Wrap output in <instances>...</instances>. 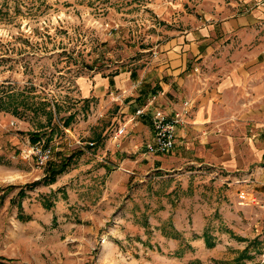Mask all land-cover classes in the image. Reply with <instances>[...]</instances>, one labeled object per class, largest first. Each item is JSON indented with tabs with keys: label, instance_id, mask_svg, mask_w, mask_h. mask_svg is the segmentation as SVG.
<instances>
[{
	"label": "rangeland",
	"instance_id": "1",
	"mask_svg": "<svg viewBox=\"0 0 264 264\" xmlns=\"http://www.w3.org/2000/svg\"><path fill=\"white\" fill-rule=\"evenodd\" d=\"M169 9L0 0V264H264L263 117L246 125L217 110L193 129L185 99L169 152H146L151 137L123 149V108L154 97L147 107L164 111L153 90L171 77L161 48L191 25ZM115 75L128 78L123 91L85 97L84 81ZM178 79L168 82L183 93ZM43 150L69 159L53 179Z\"/></svg>",
	"mask_w": 264,
	"mask_h": 264
},
{
	"label": "crops",
	"instance_id": "2",
	"mask_svg": "<svg viewBox=\"0 0 264 264\" xmlns=\"http://www.w3.org/2000/svg\"><path fill=\"white\" fill-rule=\"evenodd\" d=\"M164 2L174 18V12H179V20L190 21L191 25H179L174 30L177 37L161 48L169 57L165 66H169L166 70L171 77L164 74L161 80L159 74V80L153 84L157 87L153 89L157 94L154 105H162L170 114L181 107L182 100L190 99L193 107L189 123L193 129H201L203 123L214 120L217 110L234 123L243 119L244 124H252L253 117L259 118L257 121L261 123L260 117L264 118V0ZM233 43H236L235 47ZM232 49L233 58L229 59ZM193 67L199 72L196 73ZM177 74L183 93H178L171 84ZM193 77H198L200 83ZM128 81L121 75L96 80L94 87L91 82L84 81L85 97L91 92L99 96L111 85L123 91ZM99 86L102 89L98 88V92ZM151 108L146 107L142 114L123 108L125 114L119 116V122L126 126L127 133L133 132L125 138L123 149L126 151L134 150L142 138L152 136ZM202 141L195 145L200 146Z\"/></svg>",
	"mask_w": 264,
	"mask_h": 264
},
{
	"label": "built area",
	"instance_id": "3",
	"mask_svg": "<svg viewBox=\"0 0 264 264\" xmlns=\"http://www.w3.org/2000/svg\"><path fill=\"white\" fill-rule=\"evenodd\" d=\"M154 97L145 106L138 108L136 114H142L145 108L153 102ZM189 102L184 101L180 110H174L172 114H167L161 109H156L151 114L152 136L151 140L145 144L146 152L164 154L169 152L175 145L176 126L182 122L183 114L189 111ZM124 129L119 128L117 135H121ZM50 150H43L40 163L45 162Z\"/></svg>",
	"mask_w": 264,
	"mask_h": 264
},
{
	"label": "trees",
	"instance_id": "4",
	"mask_svg": "<svg viewBox=\"0 0 264 264\" xmlns=\"http://www.w3.org/2000/svg\"><path fill=\"white\" fill-rule=\"evenodd\" d=\"M86 100V99H85ZM73 118V114H70L69 116H67L66 119H64V124H68ZM41 138V136L37 133V134H34L32 135V137L30 138L32 140V143H35L37 141H39ZM50 141V138H47L45 140V147H47L48 145V142ZM69 162V159L67 158L66 160L64 161H60V162H55V161H50L49 159H47L45 161V164L47 163L48 165V171H49V175L52 177V179L54 178V175L59 173L60 171H62L65 166L68 164ZM210 244V243H209Z\"/></svg>",
	"mask_w": 264,
	"mask_h": 264
}]
</instances>
